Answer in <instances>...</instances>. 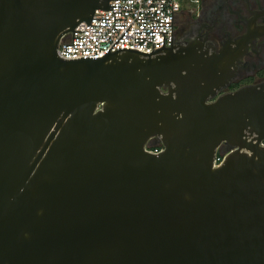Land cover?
Segmentation results:
<instances>
[{
  "label": "water",
  "instance_id": "obj_1",
  "mask_svg": "<svg viewBox=\"0 0 264 264\" xmlns=\"http://www.w3.org/2000/svg\"><path fill=\"white\" fill-rule=\"evenodd\" d=\"M110 6L0 0V264H264V85L209 100L218 59L172 24L150 52L57 55Z\"/></svg>",
  "mask_w": 264,
  "mask_h": 264
},
{
  "label": "flooded vegetation",
  "instance_id": "obj_2",
  "mask_svg": "<svg viewBox=\"0 0 264 264\" xmlns=\"http://www.w3.org/2000/svg\"><path fill=\"white\" fill-rule=\"evenodd\" d=\"M172 43L196 47L207 58L216 55L225 74L209 100L247 86L264 85V0H181ZM264 144V129L261 130ZM147 149L161 147L156 137ZM218 151L235 146L221 141Z\"/></svg>",
  "mask_w": 264,
  "mask_h": 264
},
{
  "label": "built area",
  "instance_id": "obj_3",
  "mask_svg": "<svg viewBox=\"0 0 264 264\" xmlns=\"http://www.w3.org/2000/svg\"><path fill=\"white\" fill-rule=\"evenodd\" d=\"M180 4L181 0H108V5H112L111 9H97L92 16L102 18H91L90 24L82 21L73 30L85 31L72 30L61 37L57 55L65 59L96 57L105 54L110 47V51L127 47L150 52L152 46L156 49L163 45L161 31H166L164 46H169L171 24L173 35ZM66 48L69 52H66ZM160 149L161 147H153L149 150L158 152ZM223 157L224 155L217 151L213 164L218 165Z\"/></svg>",
  "mask_w": 264,
  "mask_h": 264
}]
</instances>
